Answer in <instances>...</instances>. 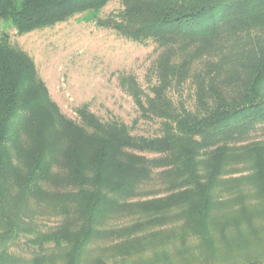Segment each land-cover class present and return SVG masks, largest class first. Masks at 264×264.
I'll return each mask as SVG.
<instances>
[{"label": "trees", "instance_id": "trees-1", "mask_svg": "<svg viewBox=\"0 0 264 264\" xmlns=\"http://www.w3.org/2000/svg\"><path fill=\"white\" fill-rule=\"evenodd\" d=\"M110 1L0 0V18L23 34ZM121 1L99 23L161 49L151 95L126 78L155 135L87 105L67 117L0 38V264L22 232L32 264H264V0ZM156 170L168 192L138 199ZM34 202L58 224L27 223Z\"/></svg>", "mask_w": 264, "mask_h": 264}, {"label": "rangeland", "instance_id": "rangeland-1", "mask_svg": "<svg viewBox=\"0 0 264 264\" xmlns=\"http://www.w3.org/2000/svg\"><path fill=\"white\" fill-rule=\"evenodd\" d=\"M123 9L121 0L110 1L97 13H78L54 25L19 34L10 20L0 18V38L6 35L10 43L28 53L36 64L39 77L45 82L52 99L69 118L82 123L78 109L87 105L102 120L125 122L132 133L155 135L160 120L140 117L134 97L128 91L126 78L137 81L145 94L158 82L156 63L161 49L152 41L139 42L127 38L112 28L102 26ZM185 86L182 96L170 92L174 101L188 104ZM264 138V130L257 135ZM142 185L138 199L165 195L167 183L157 176ZM32 223L39 231H48L59 222L44 206H30ZM34 234L22 232L7 246L8 254L17 264H32L38 249L28 244Z\"/></svg>", "mask_w": 264, "mask_h": 264}]
</instances>
